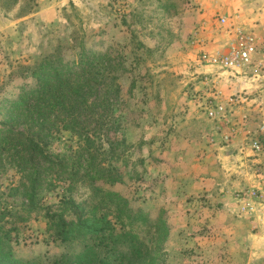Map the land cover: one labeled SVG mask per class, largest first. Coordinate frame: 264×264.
Listing matches in <instances>:
<instances>
[{"label": "rangeland", "instance_id": "1", "mask_svg": "<svg viewBox=\"0 0 264 264\" xmlns=\"http://www.w3.org/2000/svg\"><path fill=\"white\" fill-rule=\"evenodd\" d=\"M234 29L257 54L211 76L227 107L211 120L197 102L211 88L189 66L228 51ZM54 59L61 82L88 85V105L26 97ZM72 205L154 244L161 264H264V0H0V226L13 257L73 254L50 228L76 221Z\"/></svg>", "mask_w": 264, "mask_h": 264}, {"label": "trees", "instance_id": "2", "mask_svg": "<svg viewBox=\"0 0 264 264\" xmlns=\"http://www.w3.org/2000/svg\"><path fill=\"white\" fill-rule=\"evenodd\" d=\"M54 64L57 65L54 66ZM83 64L88 69L94 66L93 62L88 60L87 63L83 61ZM63 69L61 60L58 59L51 60L49 65H42L35 69L32 75L36 84L33 87L34 90L28 92L26 97L40 98V95L44 93L52 95L55 98L54 103L61 109L73 110L76 106L88 105V102L83 100L86 97L83 89L88 88V85L84 86L78 82L74 85L64 84L60 81L64 73ZM83 72L86 73L84 69ZM64 91L72 92L65 93ZM71 112L69 120L66 121L68 124L64 127L66 130H76L77 127H82L80 119L74 118V112ZM18 136L22 137V134ZM24 145L26 149L36 151L43 160L48 161L38 144L29 141ZM72 181L90 185L94 178L76 175ZM72 207L75 222H67L62 216H51L50 228L54 232V241L69 245L75 244L76 250L71 255L54 260L52 264H161L160 256L153 250L154 244L147 245L136 235L125 232L122 228L117 229L106 216L87 218L84 217L80 207L76 205ZM10 239L9 231H3L0 226V264H31L13 257L9 249Z\"/></svg>", "mask_w": 264, "mask_h": 264}, {"label": "built area", "instance_id": "3", "mask_svg": "<svg viewBox=\"0 0 264 264\" xmlns=\"http://www.w3.org/2000/svg\"><path fill=\"white\" fill-rule=\"evenodd\" d=\"M219 24L223 27L227 26L229 29L232 28L226 17L220 18ZM230 31L234 33V39L228 51L203 52L197 56L194 64L189 66L190 78L202 82L207 88L209 86L211 88L210 100L202 103V97L197 98L198 108L211 120H217L224 116L227 110V107L220 102L221 93L214 85L211 76L218 71L239 73L246 70L253 64V58L257 54V44L253 36L244 33L242 30ZM205 68H210L213 71L203 73Z\"/></svg>", "mask_w": 264, "mask_h": 264}]
</instances>
